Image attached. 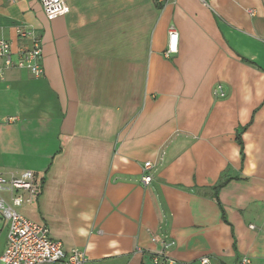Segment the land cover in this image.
I'll return each mask as SVG.
<instances>
[{
	"label": "crops",
	"instance_id": "1",
	"mask_svg": "<svg viewBox=\"0 0 264 264\" xmlns=\"http://www.w3.org/2000/svg\"><path fill=\"white\" fill-rule=\"evenodd\" d=\"M63 2L0 0L13 59L33 30L44 71L0 79V174L40 189L17 213L85 264H264V0Z\"/></svg>",
	"mask_w": 264,
	"mask_h": 264
},
{
	"label": "built area",
	"instance_id": "2",
	"mask_svg": "<svg viewBox=\"0 0 264 264\" xmlns=\"http://www.w3.org/2000/svg\"><path fill=\"white\" fill-rule=\"evenodd\" d=\"M153 1L161 7L169 0ZM40 5L47 16L59 14L64 9L63 0H40ZM16 33L28 45L17 51L14 60L9 42L0 38V79L8 69L27 70L34 78L41 77L44 72L41 65V38L33 30L21 26L16 27ZM177 38V33L173 29L169 30L166 56L176 53ZM153 169L151 162L143 164L139 182L144 188L153 181ZM39 193L34 174L30 171L8 178L0 174V237L2 230H5V246L0 256V264H85L84 252L66 251L60 242L51 239L47 227L31 222L17 213V208L31 204ZM151 241L156 242L157 239L152 238ZM171 246V243H164L163 248L168 249ZM248 263L247 259L241 260V264ZM152 264L185 263L177 262L163 253L154 255ZM199 264H212V260L210 257H202Z\"/></svg>",
	"mask_w": 264,
	"mask_h": 264
},
{
	"label": "trees",
	"instance_id": "3",
	"mask_svg": "<svg viewBox=\"0 0 264 264\" xmlns=\"http://www.w3.org/2000/svg\"><path fill=\"white\" fill-rule=\"evenodd\" d=\"M240 146H241V143H240ZM222 186H223V183H221L220 185H218V186L215 188V190L219 189V188L222 187ZM213 198L215 199V201L217 202L218 206L220 207V210H221V213H222V218H223V220H224V211H223L222 207L220 206V203H219V201H218V197H217L216 192L214 193Z\"/></svg>",
	"mask_w": 264,
	"mask_h": 264
},
{
	"label": "rangeland",
	"instance_id": "4",
	"mask_svg": "<svg viewBox=\"0 0 264 264\" xmlns=\"http://www.w3.org/2000/svg\"><path fill=\"white\" fill-rule=\"evenodd\" d=\"M3 230H4V229H3ZM3 230H2V238H0V245H1V242H2L3 237H4V232H5V231H3Z\"/></svg>",
	"mask_w": 264,
	"mask_h": 264
}]
</instances>
